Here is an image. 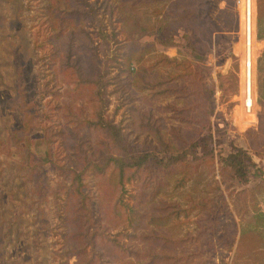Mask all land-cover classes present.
<instances>
[{
	"label": "rangeland",
	"instance_id": "374dc122",
	"mask_svg": "<svg viewBox=\"0 0 264 264\" xmlns=\"http://www.w3.org/2000/svg\"><path fill=\"white\" fill-rule=\"evenodd\" d=\"M132 1L0 0V264H145L140 250L187 256L160 264H264V0L249 107L239 0ZM102 102L126 150L189 152L162 189L138 175L121 190L113 167H87L121 153ZM200 136L212 158L190 150ZM233 146L256 163L246 182L220 161ZM142 212L155 215L137 230ZM149 229L167 241L140 243Z\"/></svg>",
	"mask_w": 264,
	"mask_h": 264
},
{
	"label": "trees",
	"instance_id": "16d2710c",
	"mask_svg": "<svg viewBox=\"0 0 264 264\" xmlns=\"http://www.w3.org/2000/svg\"><path fill=\"white\" fill-rule=\"evenodd\" d=\"M122 1H129V0H122ZM260 6H261V3H259V0H258L259 20L263 18L261 16L262 12H261ZM161 58H162L161 61L173 62L176 65L184 64V62L178 60L177 58H170L166 55H163ZM127 59L130 60L129 54H127ZM139 75L143 76L142 69L140 72H138V76ZM196 75H198V72ZM99 79H101V77H99ZM155 80H153L151 84L145 83L142 87L145 89L148 88L149 90H159L158 89L159 86H162L164 84V81H161V80L155 81ZM141 82H143V79H141ZM95 84H100V81L97 80ZM162 90H167V91L172 90L171 92L173 93V90L175 89H173V87L171 88L165 87ZM96 93L100 98H104L103 88L99 87ZM105 106L106 105L102 102L98 110V113H97L98 114V124H100L104 128L107 135L110 138H112L113 142L119 147L121 153L119 152V155L117 154V156L112 155L108 157V160H106V162L104 163L88 162L87 167L91 168L92 170H96L98 173L103 172V170L107 172V169L105 168L113 167L115 169V172L117 173L119 183L121 184V190H124V184L125 182L129 181L130 178L139 179V177H137L138 175L141 176L140 178H142V176L148 177L149 182L153 183L154 188H158V190L162 189V187L165 186L168 182L171 171L173 170L172 168L173 164H175L176 162H183V163L186 162V157L189 152L185 151L179 155L173 154V156L169 157L167 160L155 157L150 161L149 159L150 154L148 153H142V152L136 153L131 149L126 150L125 148L127 147L125 145L120 144V141L122 139H120V137L118 139L117 137L121 135L120 131L117 129V126L112 121L105 118V115H104ZM156 138L159 140V142H161V143H158L161 147L164 145L169 146V142L166 141L165 139L163 140L161 134H159L158 131H156ZM199 147L202 149V151L205 150V154H207L211 158L213 157L211 136H200L196 141H194L191 144L190 150L196 149ZM193 157L198 158L197 153L193 154ZM220 161L222 164L229 167L236 177H238L240 180L244 182L249 180V175L251 172L250 168L256 164L252 156L249 154V152L243 147H238V146H233V151L230 152L226 157H220ZM183 166L185 167L187 173L191 172L187 164H184ZM136 173L138 174L136 175ZM73 178L74 179L78 178V175H75ZM184 178L185 177L183 175V177L177 180L176 184L182 185L183 183H185ZM139 194H143V193H139ZM154 215L155 213L153 212H150L149 214H146L144 212L138 213L136 216L138 217L139 222L136 226V229L138 230L141 228V221L147 220L148 218ZM155 231L154 229H149V231H146L147 233L145 234L144 233L137 234V236H139L140 243L148 242L149 244H151L150 248L155 249V247L159 243L163 242L162 240L167 241L165 240V237L159 235ZM188 236L189 235L183 238V241L189 240ZM132 255L137 259L139 258L140 261H144L145 264L166 263V262H171L172 259L178 260L180 258L187 259L186 255L183 257H176L172 255H166V254L153 252L152 250L146 253L140 250V253L136 252V253H133Z\"/></svg>",
	"mask_w": 264,
	"mask_h": 264
},
{
	"label": "built area",
	"instance_id": "2783aa9c",
	"mask_svg": "<svg viewBox=\"0 0 264 264\" xmlns=\"http://www.w3.org/2000/svg\"><path fill=\"white\" fill-rule=\"evenodd\" d=\"M242 4L243 0H239ZM257 10H256V0H244V10H243V23H244V32L246 38V44L248 48V54L250 52L251 43L254 40L255 36V26H256V19H257ZM250 63L248 60L247 63V78H246V86H247V96L252 94V90L250 89ZM247 105V107L251 106Z\"/></svg>",
	"mask_w": 264,
	"mask_h": 264
},
{
	"label": "bare ground",
	"instance_id": "6f19581e",
	"mask_svg": "<svg viewBox=\"0 0 264 264\" xmlns=\"http://www.w3.org/2000/svg\"><path fill=\"white\" fill-rule=\"evenodd\" d=\"M243 7H244V0L241 4ZM244 30V29H243ZM255 40V39H254ZM255 50V47H253V42L251 43V48H250V52L248 54V48H247V44L245 45V60H244V66H245V74H246V78H247V63H248V60H249V63H250V89L252 90L253 89V85H254V73H253V64H254V54H253V51ZM245 78V80H246ZM244 91V89H243ZM245 92V91H244ZM252 94L250 93V96H247V86H246V104L247 105H250L252 103ZM255 101V100H254ZM245 106V104H244ZM247 114H251V113H247Z\"/></svg>",
	"mask_w": 264,
	"mask_h": 264
}]
</instances>
